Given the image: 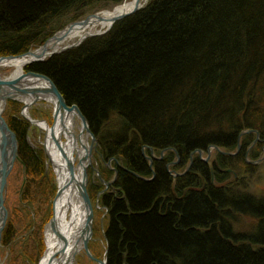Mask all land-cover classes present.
<instances>
[{"label": "trees", "instance_id": "trees-1", "mask_svg": "<svg viewBox=\"0 0 264 264\" xmlns=\"http://www.w3.org/2000/svg\"><path fill=\"white\" fill-rule=\"evenodd\" d=\"M124 1L0 0V55L36 50L67 26L54 23L70 13V22H77ZM31 70L49 77L68 105L79 107L104 158L116 159L117 182L100 198L107 211V264H264V200L216 186L197 157L174 179L165 162L151 167L143 153L144 147L158 154L174 149L177 172L198 150L234 152L245 131L264 140V0H150L108 34ZM11 104L18 114L22 104ZM27 125L12 118L10 128L29 176L23 201L33 206L19 213L28 230L34 226L20 248L27 252L24 264H37L57 186L48 160L43 163L27 142ZM228 160L218 154L222 168ZM111 174L102 176L109 180ZM96 182L94 197L103 189ZM239 215L257 219L258 226L235 231ZM14 232L6 231L5 246Z\"/></svg>", "mask_w": 264, "mask_h": 264}, {"label": "bare ground", "instance_id": "bare-ground-1", "mask_svg": "<svg viewBox=\"0 0 264 264\" xmlns=\"http://www.w3.org/2000/svg\"><path fill=\"white\" fill-rule=\"evenodd\" d=\"M149 1L150 0H126L123 2V4L116 6L114 10L113 9L105 10V12L98 14L97 17L89 16L85 19L80 20V22H82L81 24L78 23L77 25L68 28L65 32L59 35L58 41H56L57 39L53 40L48 45V47L46 48L47 56L45 59H48V56L54 53L62 52L65 48L73 47L75 45H79L80 43L81 44L79 46H81L82 43H84L86 40L92 38L89 37L90 35L104 33V31H107L109 28L112 27L114 21L117 18L125 15L130 17L138 13L147 5ZM136 10L138 11L136 13H133ZM126 18H123L122 20ZM83 21H87V22H83ZM72 49H75V47L67 49L62 53ZM33 60L34 59L28 56L21 58L4 59L0 61V67L15 68L14 73L12 74L9 80H16L22 78V76L25 75L24 74L25 67L29 65L31 62H34ZM0 79H2L3 81H8L3 79L1 76ZM28 81L33 82L30 80ZM37 86L42 89L48 88V86L42 82L38 83ZM0 93L2 92L0 91ZM45 103H47L45 106H47V108H50V103L44 100L38 101L35 105H33V108L34 107L40 108ZM4 107H5V103L0 101L1 119H3L2 113L4 112L5 109ZM25 116L33 119L32 115L30 114L29 108L25 109ZM35 118L37 117L35 116ZM73 121H74V116L72 114L71 115H61L60 113L55 114L54 111L52 110L51 124L48 121L39 118H37L36 120L33 119V123H32L33 126L39 127V129H41V133L37 134V136H40L41 141H42V137L48 136L46 144L44 145L43 143L45 142L40 141L39 146L37 142L34 145L32 143L33 139H31V136H33L34 134L32 133L29 134L30 135L29 141L31 140L30 143L33 144L32 147L36 149V151H39V148L40 149L42 148L43 151L48 152V154L50 155L52 163L54 164V167L59 175V182H57L58 191L59 189H62L60 191V197L56 202L55 218L57 224H55L54 229L51 226H48L45 235L47 252L45 257H43V259L41 260L40 264H76L77 257L82 253L84 249L85 239L90 237L88 235L89 232L86 233L85 231L86 221L88 216L85 211V207H84L85 205L80 194V188L83 184H85L86 179H84V173L85 171L87 172V169L91 164L90 149L92 150L93 144L91 143L92 147L89 145V138L91 139V134L93 137H96V134L94 133L93 130H90L91 131V134H89L90 136L86 135V132L82 129L80 130L81 136L77 137L76 135L73 134V129H72L71 133L73 135H69L68 131L66 130H69L71 129V127H73L74 124ZM0 123L1 125H3V122L1 120ZM53 130L55 131L56 138L50 137L51 132L53 133ZM248 135L250 136L253 135L254 139L256 137V141H254L253 138L246 139V136ZM259 136L260 135L254 131H245L240 134L236 147L237 149L234 150V152L233 151L232 153L221 152V154L233 155L239 159L240 163H244V161L247 162V158L252 153L254 145H256L257 141L260 139ZM143 150H144L143 151L144 156L147 161H150L149 164L151 167H153V164L156 163L155 161L165 162L168 173L172 175V177L175 179L178 177H182L191 169V166L193 165L194 162V156L196 154L199 156L198 158L200 159V156H202L206 152L209 151L211 152V150H215L219 154L220 148L214 146L209 148L208 151L198 150L194 152L191 155V161L188 166V169H186V171H183L181 173H178L180 171L175 172L176 167L180 164V157L179 154L174 149L172 148L164 149L159 152L160 154L155 152L153 148L144 147ZM173 152H176L175 158H173L172 156ZM14 153L16 154V147L14 141L12 140V136L9 133L3 132V130L0 127V233L1 231H3L2 224L5 218V214L1 210V199L4 196V192L6 188V180H7L6 174L9 173L10 167L14 164L13 162L15 156ZM156 154H158L159 157L155 156ZM252 156H255L256 158L258 156V158L252 162L248 160V162L252 165H256V163H259V161L262 160L261 158L263 157V152L258 153V151H256L255 153H252ZM226 158H230V157H226ZM111 160H114V162L116 161L115 158ZM166 161H168V163ZM70 165H73V167L75 168L73 174H71L70 172ZM209 167H210L212 182L218 183L219 181L222 183L221 185L223 184L225 185L227 180L221 181L224 178L222 177V172H225L224 170L228 169L229 167L227 166V168H222V164L217 160ZM117 178H118V171H117ZM117 178L114 183L117 182ZM239 194H246L255 197L249 193H239ZM257 199L264 200L263 198H257ZM240 216H245V215H240ZM253 219L257 222L256 226L254 225V229H255L258 226V220L255 218ZM254 229L252 231H254ZM244 233H248V232H244ZM0 243H1V235H0Z\"/></svg>", "mask_w": 264, "mask_h": 264}, {"label": "rangeland", "instance_id": "rangeland-1", "mask_svg": "<svg viewBox=\"0 0 264 264\" xmlns=\"http://www.w3.org/2000/svg\"><path fill=\"white\" fill-rule=\"evenodd\" d=\"M105 5L106 4H103L102 6L104 7ZM115 7L116 6L111 7V8H101L98 10V12L93 13V14H89L85 18H87L89 16L96 15V14L103 13V12H105V10H110V9L114 10ZM72 15H73V13H70L63 18H60L59 19L60 21H58L56 24L54 23V27L58 26L57 24L64 21L63 24L67 23V26L64 29L69 28V26L71 24L75 23V22H70V19L73 17ZM78 22H80V21H78ZM116 23H114L112 25V27L109 28L107 31H104V33H101L102 35L100 34L99 37L108 34ZM63 30H61V31H63ZM58 32H56V33H58ZM55 34L52 35L51 37H49L47 39V41L49 39L53 38L55 36ZM46 42L44 44H46ZM77 47H79V45ZM77 47H75V48H77ZM33 51H35V50H33ZM25 54H22L20 56L0 55V58H4V59H9L12 57L21 58V57H25ZM51 58H48V59H51ZM48 59H43V61H40V62H45ZM40 62H37V63H40ZM33 64H36V63L31 62L29 65H27L25 67L24 74L27 75L30 72H34L31 70V66ZM14 70H15V68H9V67L1 68L0 67V75L3 79L9 80L11 78L12 74L14 73ZM34 73H37V72H34ZM17 102L18 101H11V100L7 101V103L4 107L5 108L4 112L2 113L3 114V120L9 127L11 125L12 118H16L18 120L22 119L25 122H28V125H27V127H28V129H27V142L30 145V147L34 151H36V149H34L32 147V145L33 144L35 145V143L37 142V144L39 146V142L41 141V138H40V136H37V134L41 133V129H39V127L33 126V124L29 120H27L26 116H24L25 115V110H24L25 105L22 104L21 102H18V103L22 104V107L20 108L19 113L14 115L15 114L14 113V107H12L11 103L15 104ZM46 104H44V105H46ZM50 107H51V109L49 108L50 109V113H49L50 122L49 123L51 124L52 123L51 117H52V110H53L52 104H50ZM31 109H33V107ZM31 113H32L33 119L36 120L37 118H39V119L45 120V117L41 118V117L37 116V118H35V113L32 110L30 111V114ZM114 127L119 128V124L115 123ZM82 128H83V126H82L80 119H76V123L74 126V133L77 137L81 136L80 130H82ZM90 130H92L91 127H90ZM31 133L34 134L33 136H31V139H33V141H32L33 144L30 143L31 140L29 141V139H30L29 134H31ZM250 137L253 138V135ZM259 137H260V139L257 141V144L254 145L252 153H255L256 151H258V153L263 152V157L261 158L262 160L259 161V163H256V165H252L248 162V160L250 162H252L258 158V156H257V158L255 156H252V153L247 158V162L244 161V163H240L239 159L233 155L224 154L225 157H230L228 160L229 161V168L225 169L224 170L225 172H222V174L223 175L226 174V176L228 178H227L225 185L224 184L219 185L217 182L216 183L214 182V184L216 186H226V187L231 188L234 192L249 193V194L255 196L256 198H263L264 199V140L261 138V135ZM95 139H96V142H93L92 139L89 138V145L92 146V144H93V147L91 150V162H90L91 164L87 169V175H88L87 186H88V193H89V190L91 189L92 186H94V187L98 186V184L96 182L97 180H99V182L103 186V189L99 192L98 195L96 194L97 190L95 189V197H94V189L90 190V194H91L90 198H91V203H92L93 210H94V223H93V236H92V239L89 241L88 247H89L91 254L93 255V258L96 260L90 258L87 255V253L85 251H83L77 257V263L76 264H99V262L105 261V258L107 256V244H106V240H105V236H104L105 218L107 215V211L103 208V206L100 205V198H101L103 193L113 191V187L115 185L114 182L116 181V178H117V170H116V167L114 166L115 165L114 160L107 161L104 158V156L102 155L99 138L96 136ZM17 140H18V137H17ZM253 140L256 141V137H255V139L253 138ZM42 141L45 142V136L42 137ZM36 152L39 155L40 154L43 155V158H44L43 163H44L45 159L48 160V156H47L45 151L44 152L36 151ZM221 152H224V151L220 150L219 154H221ZM17 154H18V158L15 160L13 168H12V172L9 175V177L7 178V188L5 190V208L7 210L8 215H7V219L5 222V226H4L3 231L1 233L0 264H13L15 262L16 254L12 255L13 249H15V251L18 253V258H19L18 264H24V262H25L24 257L26 256L27 252L24 249H21L20 245L22 243H29L30 242V235L32 234L33 228H34V226H33L32 229L28 230V228L25 227L24 220L20 219V216H19V213L23 212L24 214H26V211H30V210L32 211V209H33V208H31L33 206L29 202L23 201V196L25 195V192H26L25 191V185L29 180V176L27 175L26 166L19 159V140H18V153ZM155 156L159 157L158 154H156ZM148 157H150V156H148ZM196 157L198 158L199 156L196 154L194 156V158H196ZM217 157H218V153L215 150H211V152L210 151L206 152L202 156H200V159H201V161H203L206 164H208L209 166H211L217 160ZM186 169H188V166L178 173L186 171ZM103 171H110L113 173L110 175L109 180H105L103 178V176H102ZM32 222L34 223V220H32ZM256 224H257V222L252 217H246V216H240V215L233 222L234 229L238 232L252 231L254 229V225L256 226ZM10 228H12V230L16 231V233L14 232L12 235V238L9 239L11 242V245L5 246V243H3V240L5 238L6 231ZM44 242H45V246H46V238L45 237H44ZM15 244L17 245V247ZM32 253H33V251H32ZM44 254H45V251L43 252V254L40 257L37 264L43 258Z\"/></svg>", "mask_w": 264, "mask_h": 264}, {"label": "water", "instance_id": "water-1", "mask_svg": "<svg viewBox=\"0 0 264 264\" xmlns=\"http://www.w3.org/2000/svg\"><path fill=\"white\" fill-rule=\"evenodd\" d=\"M137 11L138 10L134 11L133 13H136ZM97 16H98V14L93 15V17H97ZM126 17H128V16L125 15V16L119 17V18H117L114 21V23H116V22H118V21H120V20H122L123 18H126ZM89 20H87V21H89ZM87 21H83V22H87ZM78 23L81 24L82 22H75L74 24H71L69 26V28L77 25ZM67 29H64L63 31H59L58 33L55 34V36L53 38L49 39L46 42V44H44L42 47H40L39 49H37L35 51L30 50L29 52H27L25 54V56H28V57L34 59L33 60L34 63L43 61V59H45L46 56H47L46 48L48 47V45L53 40L57 39L56 41H58L59 40L58 39L59 35L62 34L63 32H65ZM99 35L100 34L90 35L89 37H96V36H99ZM77 46L78 45H75L73 47H77ZM73 47L65 48L63 51H65L67 49H70V48H73ZM62 52H58V53L61 54ZM58 53H54V54L48 56V58H51V57H53L55 55H58ZM12 58H14V57H12ZM2 60H4V58H0V61H2ZM23 77H25V78H23ZM28 80L33 81V82H29ZM41 82L45 83L48 86V88L47 89L39 88L37 85H38V83H41ZM0 91L2 92V93H0V101L4 102L5 105H6L8 100L9 101L10 100L11 101H18V102H21L22 104L25 105L24 110L28 109V108L31 109L33 107V105H35L38 101L44 100V101H46V102H48V103L53 105V111H54L55 114L56 113H58V114L60 113L61 115H71L72 114L74 116V121L73 122H75L77 118L80 119V121L82 123V126H83V130L86 132L87 135L91 134L89 122H88L87 118L83 115V113L81 112L79 107L76 106V105L68 106L66 101H65V98L63 97L62 93L59 91V89L56 86V84L49 77H47V76H45L43 74L30 72L27 75L26 74L23 75L22 78L16 79V80L3 81L2 79H0ZM26 118L31 123H33V120L31 118H29V117H26ZM0 120L3 122V125H1V123H0L1 129L3 130V132L9 133L12 136V140L15 143L16 154L14 153L15 156H14V159H13V162H15V160L18 158V154H17L18 153L17 136L10 129V127L7 124H5V122L3 121V119H1V117H0ZM73 127H74V124H73ZM73 127H71V129H69V130H66V131H68L69 135H73L71 133L72 129H74ZM47 137L48 136H45V143H43L44 145L47 142ZM50 137L56 138L54 130H53V133L51 132V136ZM91 139H92L93 142H96V139H95V137L92 136V134H91ZM90 151H91V149H90ZM46 154H47L48 159H49L50 163L52 164L53 169L55 171V174L57 176V182H59L58 172L56 171V169L54 167V164L52 163L51 157L48 154V152H46ZM13 165L10 167L9 173L6 174L7 178L11 174ZM74 171H75V168L73 167V165H70L71 174H73ZM84 179H86V181H85V184H83L81 186V188H80V194H81V197L83 199V202H84V205H85L84 206L85 207V211H86L87 216H88L87 221H86L85 231H86V233L89 232L88 235L90 237L85 239V245H84L83 251H85L90 258L94 259L93 255L91 254V252L89 250V247H88L89 241L92 239V236H93L94 210H93V206H92V203H91L90 195L88 193V186H87L88 175H87L86 171L84 173ZM6 188H7V180H6ZM6 188H5V190H6ZM61 190L62 189H59V191L57 192V197H56V199H55V201L53 203L54 216H53L51 221L46 226L45 235H46L48 226H51L54 229L55 224H57L56 218H55L56 217L55 216V209H56V202H57L58 198L60 197V191ZM3 192H4V190H3ZM1 210L5 214L4 222L2 224V230H3V228L5 226L6 219H7V215H8L7 210L5 208V192H4V196L1 199ZM1 233H2V231H1ZM1 233H0V235H1ZM46 252H47V248H46V251H45V254H44L43 257H45ZM41 260H40V262H41ZM94 260H96V259H94ZM40 262H39V264H40ZM99 264H107V259H105V261H103V262H99Z\"/></svg>", "mask_w": 264, "mask_h": 264}, {"label": "flooded vegetation", "instance_id": "flooded-vegetation-1", "mask_svg": "<svg viewBox=\"0 0 264 264\" xmlns=\"http://www.w3.org/2000/svg\"><path fill=\"white\" fill-rule=\"evenodd\" d=\"M46 104V103H45ZM50 109H51V107H50ZM50 109L49 108H47V106H45V105H43V106H41L40 108H33V109H31L32 111H34V113H35V116L37 117H41V118H44L45 117V120H47L48 122H50V120H49V111H50ZM30 110V111H31ZM31 115H32V113H31ZM52 118V117H51ZM40 149V148H39ZM48 162H50L49 160L47 161V163ZM51 167H52V169H53V166H52V164H51ZM54 170V169H53ZM53 172V171H52ZM53 174V173H52Z\"/></svg>", "mask_w": 264, "mask_h": 264}]
</instances>
